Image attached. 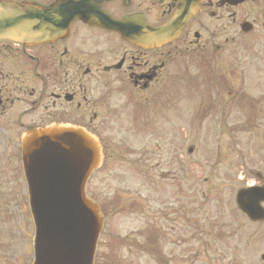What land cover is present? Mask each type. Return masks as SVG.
Instances as JSON below:
<instances>
[{
	"label": "flooded vegetation",
	"instance_id": "obj_1",
	"mask_svg": "<svg viewBox=\"0 0 264 264\" xmlns=\"http://www.w3.org/2000/svg\"><path fill=\"white\" fill-rule=\"evenodd\" d=\"M259 1L0 0L39 7L54 23L68 24L61 39L56 37L39 46L0 41V150L8 151L20 166L21 138L31 129L75 127L98 136V125H117L113 118H120L127 106H133L141 119L152 116L149 123L155 127L158 112H178L176 102L184 107L189 104L191 86L201 88V116H215L212 125L222 123L219 118L224 111L218 108H233L230 122L235 121L230 126L224 124V128L233 134L232 145L243 149L238 134H246L250 140L257 127L259 111L249 101L256 85L249 83L245 88L251 95L248 98L242 89H236V78L229 86L216 77L209 79L214 86L212 94L206 95L208 88H202L205 84L197 81L190 67H218L216 62L224 54L231 52L237 58L239 38L264 37V8ZM168 24L174 25L171 41L155 40L151 45L140 42L141 37ZM200 61L205 65L200 66ZM237 65L234 62L231 67L234 76ZM261 98L264 100L262 95L256 102L261 103ZM237 109L241 116L236 115ZM245 109H250L249 116ZM259 150L254 160L261 162L258 166L262 169L264 142ZM263 172H251L250 184L242 178L243 187L264 188ZM262 207L264 210V203ZM252 224L263 227V237L258 240L264 241V217ZM245 247L248 264H264L261 242L246 243Z\"/></svg>",
	"mask_w": 264,
	"mask_h": 264
},
{
	"label": "rangeland",
	"instance_id": "obj_2",
	"mask_svg": "<svg viewBox=\"0 0 264 264\" xmlns=\"http://www.w3.org/2000/svg\"><path fill=\"white\" fill-rule=\"evenodd\" d=\"M258 5L264 8L263 0ZM235 47L238 59L230 52L216 62L219 68L191 66L190 73L205 84L204 90L208 88L206 95L214 86L209 79L216 77L229 86L236 78V89L248 98L245 88L256 85L249 101L259 111L257 127L250 140L238 134L243 149H230L232 136L224 128L235 121L230 122L233 108L217 109L224 111L217 125L219 131L224 129L214 132L209 119L215 116H201L203 96L197 86L189 89L187 109L176 102L178 112H158L155 127L149 123L152 116L141 119L130 106L120 118H113L117 125H98L105 161L86 187L104 214L95 264H248L246 243L264 246L258 240L263 227L247 222L234 204L236 191L245 184L241 179L245 182L253 177L251 172L264 169L254 160L264 142V100L256 102L264 96V37L239 38ZM234 62L236 76L231 71ZM203 105L208 108L209 103L203 99ZM235 112L241 116L239 109ZM244 113L249 116L250 109ZM14 162L8 151L0 150V264H32L33 226L26 185Z\"/></svg>",
	"mask_w": 264,
	"mask_h": 264
},
{
	"label": "water",
	"instance_id": "obj_3",
	"mask_svg": "<svg viewBox=\"0 0 264 264\" xmlns=\"http://www.w3.org/2000/svg\"><path fill=\"white\" fill-rule=\"evenodd\" d=\"M49 18L50 14L37 7L0 3V40L32 45L55 40L68 24L57 27ZM173 32L174 25L169 24L141 37L140 42L160 43ZM100 162L97 142L79 129L49 128L25 135L21 164L34 226L32 264H93L103 220L98 205L84 190ZM249 201L247 191L237 194L239 208L260 219Z\"/></svg>",
	"mask_w": 264,
	"mask_h": 264
}]
</instances>
